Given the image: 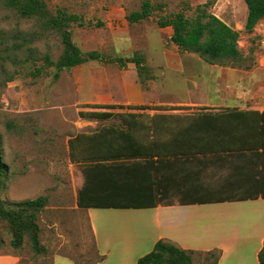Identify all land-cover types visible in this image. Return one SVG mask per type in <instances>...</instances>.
I'll return each mask as SVG.
<instances>
[{"label":"rangeland","instance_id":"rangeland-1","mask_svg":"<svg viewBox=\"0 0 264 264\" xmlns=\"http://www.w3.org/2000/svg\"><path fill=\"white\" fill-rule=\"evenodd\" d=\"M44 1L52 14L64 8L82 15L86 24L73 23V40L85 53L99 51L102 59L61 71L47 66V55L57 61L63 51L59 32L0 0V128L2 159L8 166L0 176V199L11 203L43 195L48 202L37 220L46 253H35L27 236L21 247H13L11 227L0 219V254L17 253L19 264H54L55 257L57 264H66L65 256L77 264H134L113 256L98 262L88 210L77 204L85 182L83 164L71 160L69 139L79 132L121 125L119 114L109 119L88 117L91 111L106 110L96 105H128L109 97L120 89L119 83L122 87L140 83L147 96L156 99L152 105H171L170 98L188 96L183 73L172 69L184 59L200 56L183 51L172 41L173 28L160 27L158 20L180 10L194 17L196 7L207 0H150L155 6L152 16L136 23H130L127 15L139 10L145 0ZM210 11L240 31L243 58L227 65L247 67L261 59L264 19L256 26L257 34H250L245 28V0H214ZM135 55L143 58L142 69L133 62L121 66L113 60ZM39 67L42 73L33 76ZM205 257V253L195 254L194 264H208L211 259Z\"/></svg>","mask_w":264,"mask_h":264},{"label":"crops","instance_id":"crops-1","mask_svg":"<svg viewBox=\"0 0 264 264\" xmlns=\"http://www.w3.org/2000/svg\"><path fill=\"white\" fill-rule=\"evenodd\" d=\"M255 29L250 34H257ZM263 59L247 67L184 59L172 72L183 73L188 96L170 98L171 105H152L156 99L140 83H119L116 91L111 86L113 101L147 105L114 111L136 115L126 118L137 122L152 157L154 191L161 202L142 208H83L101 257L137 264L164 240L202 253L219 249L218 264H261ZM20 259L17 253L0 254V264H19ZM65 260L77 264L69 256Z\"/></svg>","mask_w":264,"mask_h":264},{"label":"trees","instance_id":"trees-1","mask_svg":"<svg viewBox=\"0 0 264 264\" xmlns=\"http://www.w3.org/2000/svg\"><path fill=\"white\" fill-rule=\"evenodd\" d=\"M8 5L17 8L24 17H37L44 28L59 32L63 51L57 61L49 55L45 57L47 66H56L61 71L82 64L89 60H101L102 55L97 50L83 52L73 40V23L84 26L83 16L59 8L55 14L49 12L44 0H6ZM247 19L245 28L252 32L259 21L264 19V0H245ZM214 0H207L196 7L194 17H189L180 10L169 16L160 17V27H172V41L183 51L194 52L210 63L226 64L242 60L239 48L240 31L227 23L221 17L210 11ZM155 10L150 0H145L139 10L127 15L130 23L140 22L152 16ZM121 66L133 62L142 69L143 58L135 55L127 59H113ZM39 67L33 71V76L42 73ZM56 71L55 76L59 77ZM106 110L91 111L88 117L109 119L119 114L124 121L121 125H105L95 132H79L69 139L70 157L74 163L83 164L85 182L78 192L77 204L80 208H142L156 206L161 201L154 191L153 161L140 138L135 120L126 118L136 115L115 113L114 109L127 106L108 104L96 105ZM1 127V116H0ZM3 134L0 128V176L8 171V166L2 159ZM48 204L47 197L40 195L34 199L16 202H5L0 199V219L6 221L12 230V246H22L25 236L28 237L31 248L37 254L46 253L47 249L40 239L41 227L38 214ZM195 250L183 249L170 241H158L154 249L138 259L137 264H193ZM99 254V253H98ZM205 259L208 264H218L221 251H209ZM102 258L99 255V259ZM261 264H264V247L260 252Z\"/></svg>","mask_w":264,"mask_h":264},{"label":"built area","instance_id":"built-area-1","mask_svg":"<svg viewBox=\"0 0 264 264\" xmlns=\"http://www.w3.org/2000/svg\"><path fill=\"white\" fill-rule=\"evenodd\" d=\"M261 44H262V46L264 48V38L261 40Z\"/></svg>","mask_w":264,"mask_h":264}]
</instances>
